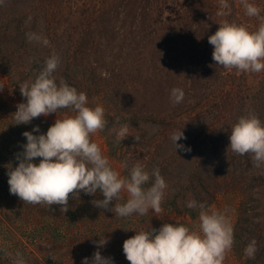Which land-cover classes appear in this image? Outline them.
Listing matches in <instances>:
<instances>
[{"label":"rangeland","instance_id":"374dc122","mask_svg":"<svg viewBox=\"0 0 264 264\" xmlns=\"http://www.w3.org/2000/svg\"><path fill=\"white\" fill-rule=\"evenodd\" d=\"M3 2L5 5L0 6L9 17L26 14L27 25L35 23L33 32L46 36L49 43L47 46L37 43L34 48L59 56L58 69L61 73L62 70L68 72L76 82L78 92L86 94L87 106L103 107L105 119L116 113L117 119L121 114L165 115L172 109L204 98L192 111L181 113V120H191V124L184 131V139L177 143L190 147V150L177 149L181 153L176 158L175 173L183 182L189 178L196 180L194 174H200L204 182L215 179L210 194L206 196L209 202L206 207L223 212L232 227L242 215L264 224V163L256 166L252 154L240 155L228 148L231 127L241 116L253 114L264 123V70L244 72L217 65L212 60L213 46L208 43V36L224 21L243 24L250 31L256 30L264 23V0H249L260 9L259 17L247 16L242 0H233V3L226 0L231 10L228 15H217L221 0ZM231 12L235 18L230 16ZM174 87L184 91V98L178 104L170 100V90ZM24 101L12 81L0 72V132L8 121L15 120L17 105ZM69 115L75 113L67 110L41 115L30 122V130L34 125L47 129L56 119ZM157 127L151 120H139L136 127L139 132L154 131L150 153L156 158L177 153L171 134L167 135L166 129L163 134L158 133ZM127 128L128 135L132 129ZM196 129L203 132L200 139L194 135ZM90 140L98 144L111 167L124 175L122 163L109 153L102 129L91 133ZM189 143L193 145L188 146ZM196 165L199 171L194 172ZM121 199L125 201L127 194L122 192ZM2 203H5L3 199ZM4 205L6 210L0 209L2 219H8L7 214L12 219L28 218L29 212L24 208L9 213L7 204ZM145 214L150 215L151 228L154 227L152 224L160 227L178 221L190 229H198L199 225L198 217L192 220L186 214H174L162 207V202L159 213L149 210ZM78 216L85 219L81 211ZM142 216L136 213L134 218L141 219ZM70 233L73 236L67 240L74 243L78 229L73 227ZM107 241L104 253L119 248L120 241ZM25 252L28 254L27 248ZM76 252L79 250L75 245L67 249L60 247L55 256L61 258L69 253V260L64 258L65 264H73ZM116 263L129 264L124 254ZM240 263L231 248L225 251L223 264Z\"/></svg>","mask_w":264,"mask_h":264},{"label":"clouds","instance_id":"9594fccd","mask_svg":"<svg viewBox=\"0 0 264 264\" xmlns=\"http://www.w3.org/2000/svg\"><path fill=\"white\" fill-rule=\"evenodd\" d=\"M242 3L247 16L259 17L260 9L254 3L249 0ZM230 11L226 0H221L217 15H228ZM25 36L28 41L45 46L49 43L41 33L28 32ZM208 43L213 46L212 60L217 65L244 72L264 70V23L250 31L243 24L224 21L208 36ZM59 62V56L52 54L34 80L19 86L26 99L17 105L14 119L16 124H28L34 118L63 108H69L75 115L56 119L46 132H40L39 126L34 125L22 133L25 142L16 155L17 163L7 167L9 193L26 203L60 205L67 210L69 194L83 191L88 195H102V199L92 203L120 217L133 213L144 215L149 210L159 213L167 186L160 170L149 171L135 164L126 175H120L111 167L98 144L90 140L91 133L105 126L104 109L100 105L87 106L84 92H78L63 80L57 82L54 72ZM169 95L171 102L178 104L184 98V91L174 87ZM127 132V126L123 125L115 135L119 140ZM170 139L176 152L190 150L177 143L184 139L183 130L174 131ZM229 147L240 155L252 154L256 166L264 163V123L253 114L241 116L231 127ZM122 192L127 194L125 202L109 208L110 202L120 199ZM185 206L200 209L198 229L175 222L164 223L158 229L135 231L122 244L129 264H223L224 253L233 244L229 219L223 212L208 209L203 202L189 200ZM95 243L97 250L90 257H83L81 264H115L111 256L99 251L107 238ZM256 251L257 241L252 239L244 253L252 258ZM15 264H25L20 252L15 254Z\"/></svg>","mask_w":264,"mask_h":264},{"label":"trees","instance_id":"16d2710c","mask_svg":"<svg viewBox=\"0 0 264 264\" xmlns=\"http://www.w3.org/2000/svg\"><path fill=\"white\" fill-rule=\"evenodd\" d=\"M1 4L5 5L3 0H0ZM5 13V9L0 6V72L12 81L15 91L20 93L19 86L26 81L31 82L35 79L44 67L45 60L51 56V52L44 53L38 47L34 48L37 42L26 39L25 34L33 32L36 26L35 23L27 25L26 14L18 13L15 17H9L6 13L7 16L4 17ZM230 16L235 18L234 12H231ZM62 73L57 67L54 72L57 82L63 80L76 88V82L73 81L71 75L64 70ZM22 98L26 99L23 96ZM203 100L204 98H201L197 103L190 102L179 109H172L165 115L121 114L118 119V113L109 115L105 119V126L102 129L106 136L109 153L122 163L124 175L135 164H141L149 171L158 168L167 185V190L161 201L162 207L174 214H186L192 220L199 216L200 209L198 207L188 208L185 206L186 202L196 200L207 206L209 202H207L206 196L208 197L210 194L215 179L204 182L200 179V174H194L193 178L196 180L189 178L187 182H183L182 177L175 173L174 169L176 158L181 153L180 150L169 157L156 158L153 156L154 153H150V141L152 137H155V134H152L154 131L152 133L146 130L139 132L136 127L139 120L146 122L151 120L153 124L158 125L156 129L158 133L163 134L165 129L167 135L174 131L183 130L184 132L186 128H189L191 120H181V113L186 110L192 111ZM67 110L70 109H58L57 113H64ZM123 125L131 128L133 132L131 131L126 137L118 140L115 132ZM3 129L0 132V209L6 210L4 205L6 203L9 213L24 208L29 212V215L28 218L18 217L16 219H12L9 214H7L8 219L0 217V264H15L17 252L23 255L25 264H65L64 258L66 261L69 260V253L60 258L55 256L56 249L60 247L67 249L74 245L77 246L79 252H76V261L73 264H81L83 257L91 256L97 250L95 242L100 238H107L114 242L120 241L119 248L112 249L109 253L103 252L104 246L99 248L102 255L111 256L117 264L120 262L116 263L117 258L123 255V241L134 235L135 231L151 229V220L148 219L150 215L144 214L141 219L134 218L136 213L120 217L108 209L96 207L92 201L102 199L100 194L88 195L83 191H79L77 194L70 193L68 204L65 206L67 210L61 209L60 205L26 203L16 195L10 194L7 183V167L9 164L15 166L17 163L16 155L20 151V145L25 142L22 133L26 130L30 131V123L16 124V120L8 121V125H4ZM193 129L194 127L191 128V131ZM39 130L46 132L47 129L40 127ZM194 135L200 139L203 132L199 129ZM192 145L193 143L188 144V146ZM137 151L138 154H136ZM38 160L39 158H36V162ZM197 166L193 167L194 172L199 171ZM198 180L199 182H197ZM94 196L95 199H93ZM2 199L5 201L4 204ZM124 202L120 198L110 202L109 208L114 204ZM80 211L85 219L79 218ZM55 214L56 218L53 217ZM240 218L242 219H238L233 225V244L231 246L233 255L238 261H241L240 264H264V234L262 233L264 224L261 221L253 222L248 215H242ZM181 222L178 221V223ZM133 223L136 224V227ZM152 225L153 228H159ZM73 227L78 229V235L75 237L74 243H71L67 239L73 236L70 233ZM252 239L257 241V251L254 257L249 258L245 255L244 249ZM18 246L21 249L17 250ZM24 247L27 248L28 254Z\"/></svg>","mask_w":264,"mask_h":264},{"label":"bare ground","instance_id":"6f19581e","mask_svg":"<svg viewBox=\"0 0 264 264\" xmlns=\"http://www.w3.org/2000/svg\"><path fill=\"white\" fill-rule=\"evenodd\" d=\"M16 213V212H15ZM112 239V238H111ZM61 261V260H60Z\"/></svg>","mask_w":264,"mask_h":264}]
</instances>
